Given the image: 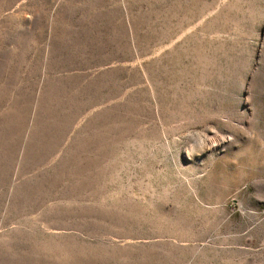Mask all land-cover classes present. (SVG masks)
<instances>
[{"label":"rangeland","instance_id":"374dc122","mask_svg":"<svg viewBox=\"0 0 264 264\" xmlns=\"http://www.w3.org/2000/svg\"><path fill=\"white\" fill-rule=\"evenodd\" d=\"M0 264H264V0H0Z\"/></svg>","mask_w":264,"mask_h":264}]
</instances>
